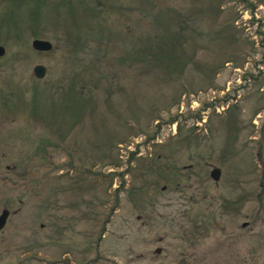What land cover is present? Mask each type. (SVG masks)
Masks as SVG:
<instances>
[{
	"label": "rangeland",
	"instance_id": "1",
	"mask_svg": "<svg viewBox=\"0 0 264 264\" xmlns=\"http://www.w3.org/2000/svg\"><path fill=\"white\" fill-rule=\"evenodd\" d=\"M0 46V264H264V0H0Z\"/></svg>",
	"mask_w": 264,
	"mask_h": 264
},
{
	"label": "water",
	"instance_id": "2",
	"mask_svg": "<svg viewBox=\"0 0 264 264\" xmlns=\"http://www.w3.org/2000/svg\"><path fill=\"white\" fill-rule=\"evenodd\" d=\"M31 46L35 51H38V52H48V51H51L53 48L51 42L47 40H43V39H34L31 42ZM4 54H5V49L4 47L0 46V57H2ZM32 73L35 78L42 79L46 75V68L43 65H36L33 67ZM210 177L213 181L218 182V180L220 179V170L218 168H213L210 172ZM8 214L9 213L7 210H3L0 213V230H2L3 227L5 226ZM245 226H246V223H243L242 227H245ZM160 252H161V249L155 250L156 254H159Z\"/></svg>",
	"mask_w": 264,
	"mask_h": 264
},
{
	"label": "flooded vegetation",
	"instance_id": "3",
	"mask_svg": "<svg viewBox=\"0 0 264 264\" xmlns=\"http://www.w3.org/2000/svg\"><path fill=\"white\" fill-rule=\"evenodd\" d=\"M5 174H7V175H5V176H3V178H4V180L5 181H10V177H9V174H13V175H15V177H22L21 175V173H20V170H19V167H18V165L17 164H13L12 166H7L6 167V171H5ZM18 184V182H15V186ZM21 203H22V201H20ZM3 210H7L8 211V217H7V219H6V224H5V226L3 227V229L2 230H0V233H2L5 229H6V227L8 226V224H9V220H10V218H11V216L12 215H17L18 213H19V209H16V210H14V211H10V209H9V205H6V206H4L3 208H2V210L0 211V213L3 211ZM48 225V224H47ZM45 226L46 225H44V224H41V228L43 229V228H45Z\"/></svg>",
	"mask_w": 264,
	"mask_h": 264
}]
</instances>
